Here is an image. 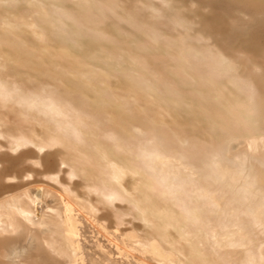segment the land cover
Here are the masks:
<instances>
[{"label":"bare ground","instance_id":"obj_1","mask_svg":"<svg viewBox=\"0 0 264 264\" xmlns=\"http://www.w3.org/2000/svg\"><path fill=\"white\" fill-rule=\"evenodd\" d=\"M161 1L175 11L174 1ZM199 1L213 9L203 16L202 29L178 16L169 24L172 31H158L148 20L140 21L146 53L137 55L135 36L119 21L129 22L145 11L143 7H154L152 0L140 7L136 0H0V19L4 7L15 12L14 18H7L9 29L5 22L0 25V264H264V248L249 247L247 230L226 226L239 222L230 212L249 218L241 205L232 207L229 193L221 203L199 185L198 176L190 177L196 162L203 160L198 146L184 151L177 145L182 137L163 126L159 110L144 115L135 105L137 109H116L120 104L102 85L103 75L87 70V57L109 66L114 62L112 68L123 70L126 86L136 97H145L148 110L162 106L172 112L179 125L174 133L209 134L225 152L230 145L226 140L232 137H243L245 148L253 151L262 148L264 76L259 77V90L252 75L263 66L254 63L241 74L234 59L240 52L225 55L203 33V24L210 19L217 33L227 36L230 22L220 9L238 7L259 18L264 0ZM121 2L120 10L127 7L123 16L116 10ZM26 9L34 13L29 19L46 23L39 38H29L26 28L14 31L19 26L14 23L26 19ZM94 16L110 20L106 29L123 36V42H112L92 24ZM60 35L63 41H57ZM160 35L175 44L174 49L167 52L158 42ZM224 43V48L230 46ZM253 52L258 53L256 48ZM149 59L154 64L148 72ZM137 60L142 61L139 68L130 70ZM178 66L188 68L175 76ZM190 115L194 127L185 122ZM137 118L157 135L138 136L135 145L132 127ZM102 125L117 130L98 141L107 132L100 133ZM185 138L192 142L197 137ZM167 159L185 161L192 170L175 172ZM258 167L253 177L264 183ZM203 174L208 180L217 178L209 169ZM235 195L246 197L244 191ZM214 206L220 209L218 216L225 213L229 218L212 220L206 214L214 213ZM252 217L262 223L264 210L257 206ZM236 254L242 257L235 259Z\"/></svg>","mask_w":264,"mask_h":264},{"label":"rangeland","instance_id":"obj_2","mask_svg":"<svg viewBox=\"0 0 264 264\" xmlns=\"http://www.w3.org/2000/svg\"><path fill=\"white\" fill-rule=\"evenodd\" d=\"M132 1V0H131ZM138 2V6L140 5H147L149 6L151 0H136ZM154 1V7L150 8H144V12L136 14L138 17L131 18L129 22H126L127 20H124L120 18L119 25L123 27L124 29H127V31H131L133 35L136 38L137 44H132V46L135 48L134 53L139 54L140 52H144L143 48L145 47V42L142 37L144 36L143 32V26L140 21H144L143 19L148 20L152 24L149 26L151 28H155L158 31H172V28L169 26L171 23V20L178 16L180 19H183L185 22L188 24L196 25L197 28L202 29L200 23H203V18L209 16L211 14V10H213L210 5H204L202 4L199 0H172L175 2V5H177L175 11L171 13L170 10H168L166 7L167 5L162 4L161 0H152ZM118 3V1H117ZM123 4H119V6H116L117 14L119 15H125L124 13L126 12L125 9H127L126 6L123 5L124 10H120V6ZM153 12L148 10H153ZM221 8V7H220ZM30 9V8H28ZM26 9V19L23 22L17 21L14 23L15 28L16 25L17 29H14L15 33H23L25 28L28 30L26 31L27 34L31 35V38L40 37V34L43 30L42 28V23L41 21H37L34 17V13H30ZM222 11V16L224 18H228L230 22V26L228 25V28L225 30L226 35H222L221 33H217L218 31L215 30L214 27H212V20H208L205 23V26L203 24V27L205 28V31L203 33L207 36H209L213 42L218 48L220 49L225 55L234 57L235 52L234 50L239 51V54H236L234 59L238 64H240V67L243 69L241 74L245 75L248 73L250 70L252 64L257 63L261 66H263L262 72H258L252 75L253 82L256 83L259 87V90H261L262 85L259 82V77L264 76V15L260 16L259 18H256V16L246 10L239 9L238 7L232 8V9H227L224 7V9H220ZM14 11L7 9L4 7L3 9V14H2V19H0V25H2L5 22V26L10 28L12 26V23H9L7 18H14L13 16ZM123 13V14H122ZM147 13L148 15H145ZM15 14V12H14ZM32 15L33 17L29 19V15ZM93 16V14L91 15ZM205 16V17H203ZM18 17V16H17ZM95 17V16H94ZM140 18V19H139ZM35 19V20H34ZM95 20L92 21V24L96 25V27H99V30L102 32H105L106 34L109 35V38L112 39V42H116L117 44L120 41L123 42L122 40L124 39L123 36H120L112 31L107 30L106 24L110 22V20H100L99 16H96L94 18ZM198 19V22H197ZM8 21V23H6ZM37 21V22H36ZM192 21H194L192 23ZM31 25L30 28H28V25ZM48 23V22H47ZM49 24V23H48ZM22 25V26H21ZM46 26V23H44V27ZM141 27V29H139ZM32 29L34 32H31ZM30 30V31H29ZM207 30V31H206ZM215 30V31H212ZM210 31V32H209ZM213 36L211 37L210 34ZM35 34V35H34ZM229 34V36H228ZM216 35V36H215ZM61 40L63 41L64 37L62 35L57 37V41ZM146 39V38H145ZM230 42L227 43L230 46L228 48H224L223 45L226 44L224 41ZM158 42H160V45L162 47L167 48V52H170L172 49L171 46H175V44H168L166 41V37L160 35L158 37ZM116 46V44H114ZM147 47L148 44H146ZM254 48L257 49L258 53L253 52ZM146 53V52H144ZM117 55L120 54V51L116 52ZM115 57V60L118 61V57ZM160 55V54H158ZM86 65H87V70H92L99 72L101 75H103L101 78H103V83L102 85H105L110 89V93L112 94V97L115 99H118L117 102L120 104L116 107V109H122V108H129L130 106L132 108L137 109L135 106H137L141 112L145 115V113H156V110H159L160 114H158V118H160L164 122V127L168 128L172 134L181 136L182 139L177 145H180L184 151L189 148H193L194 145L198 146V149L201 150L200 158L205 160H200L199 162H196L197 166L196 168L194 167V170L196 171L194 174H192L190 177L195 176L197 178V182L199 185L202 187L206 188L209 191V195L212 198L215 199H220L221 203L226 199L225 195L226 193H229V197L231 196L233 199L230 198L229 204L236 208L237 203L241 205V208L245 210L247 216L249 217L246 220H243L240 218L241 214L239 212H230L229 216L234 217L236 216L239 222H229L226 226L231 230V231H236L238 230V227L243 226L245 228V231L247 230L248 232V238L249 242L247 243L251 249H259V248H264V221L262 223H259V219L253 220L254 216V211L257 209V206L261 207V210L263 212L264 210V183H260L255 181L252 172H257L256 168H259L258 165L260 166L261 170L264 172V146L257 151H253L251 149L245 148V140L243 137H232L230 140V145H228L227 152L221 151L218 148V143H214L209 136V134L205 135L203 133H198V132H188V133H174L178 132L179 130V125H177V121L174 119L172 112H168L165 108L162 106H158V108H155V111H152L151 109L146 108V99L143 95L136 97L134 93H136L134 90H132L129 86L127 87L124 79L120 73L123 70H117L112 68L114 65V62L110 63V66L107 62L99 61L96 59H93L91 57L86 58ZM129 63V60H127ZM142 62L140 60H137L134 65H131L130 70H137L138 63ZM149 65L147 66L148 72L150 71L151 68H153L152 60H148ZM155 67V66H154ZM188 68L186 66H178L175 72V76L178 74V72L184 73L185 69ZM61 74V73H60ZM257 74V75H256ZM263 74V75H261ZM260 75V76H259ZM167 77V76H166ZM258 77V78H257ZM152 80V79H149ZM174 86L176 87L178 83L173 82ZM115 92V93H113ZM70 98V97H68ZM151 100L153 99L152 96H150ZM91 102L94 100L91 98ZM188 103V105H190ZM135 105V106H134ZM138 109V110H139ZM263 110V109H262ZM157 114V113H156ZM193 115H190L188 119L185 122H188L189 126L194 127L190 123V119ZM135 126L132 127V131H135V135L133 136V139H136L134 141V144L137 142V137L138 136H144V134H149V135H157L153 129H151L149 126L148 129H146V123H144L142 120H139V118L135 119ZM158 122H155L153 125H157ZM197 123L200 125L199 120ZM187 125V123L183 124ZM87 132L90 134L92 131V127L90 124L87 126ZM101 132L104 133L105 130L107 131L104 134H100L97 137V140L99 141L100 138L107 137L108 132L110 131H116L117 128L114 127L113 125H106L101 127ZM109 130V131H108ZM97 136L96 134H94ZM146 136V135H145ZM144 136V137H145ZM193 136H196L197 138L189 142L185 137L191 138ZM147 137V136H146ZM132 139V140H133ZM1 141V138H0ZM202 142V143H199ZM151 143V140L148 141V145ZM154 143V142H153ZM159 144L158 142H156ZM199 143V144H198ZM102 145H106L105 143H102ZM136 145V144H135ZM150 148L152 149L153 146L149 145ZM115 147V146H114ZM136 146H134V149ZM4 149L3 146L0 145V151ZM189 152V151H187ZM170 154H174V151H170ZM175 154L179 155V149L175 148ZM199 156V155H198ZM224 156H226L228 159H226ZM173 159V158H172ZM172 159H167V162L169 164H173V169L175 172H180V173H189L190 169L189 167H186V162L185 161H178V160H172ZM234 162V163H233ZM236 164V165H235ZM254 164L256 165V168L254 167ZM154 166V165H153ZM227 166H229V172L227 171ZM169 167V166H168ZM207 169L210 170V175H213L217 178L214 179H209L204 176L205 170ZM149 170V169H147ZM230 174V172H232ZM240 173V174H239ZM240 175L239 179H231L234 177H237ZM212 176V177H213ZM179 178L178 175H175L174 179ZM196 182L195 180L192 181L191 185L195 186ZM196 189V187H193V189ZM228 188V189H227ZM197 191H200V189ZM243 191L246 193V197H242L239 199L237 197L236 192L242 196ZM203 197V195H202ZM229 197L227 199H229ZM206 197H203V200H205ZM240 200V201H239ZM117 203V201L115 202ZM230 207V206H229ZM216 207L214 206V209ZM231 208V207H230ZM232 209V208H231ZM248 209V210H247ZM257 211H260L257 210ZM209 215L212 220L216 219H221L223 220L225 218H229L225 213L223 216H218L220 215V209L216 208L215 212L212 214H206ZM255 218V217H254ZM205 220H208L207 217H205ZM217 221V220H216ZM262 231V232H261ZM264 251V249H263ZM234 258L242 257V254H236L233 255ZM245 258V257H244ZM217 263H220L218 259ZM232 263H235L233 259H231ZM171 263H177L176 261H172Z\"/></svg>","mask_w":264,"mask_h":264}]
</instances>
